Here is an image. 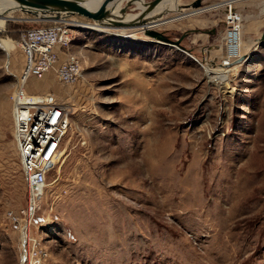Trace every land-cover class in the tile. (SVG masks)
<instances>
[{"label": "rangeland", "instance_id": "374dc122", "mask_svg": "<svg viewBox=\"0 0 264 264\" xmlns=\"http://www.w3.org/2000/svg\"><path fill=\"white\" fill-rule=\"evenodd\" d=\"M224 6L240 13L247 56L225 83L202 66H221ZM224 6L160 13L155 21L167 22L153 28L173 40L186 33L188 53L131 26L99 31L68 17L79 79L49 74L25 87L56 95L71 122L29 210L10 95L22 32L48 20L20 10L0 19V264H264V0Z\"/></svg>", "mask_w": 264, "mask_h": 264}, {"label": "built area", "instance_id": "2783aa9c", "mask_svg": "<svg viewBox=\"0 0 264 264\" xmlns=\"http://www.w3.org/2000/svg\"><path fill=\"white\" fill-rule=\"evenodd\" d=\"M227 29L223 37L222 62L231 65L241 57L239 32L241 16L237 10L224 14ZM68 18L48 20L43 26L25 29L18 42L24 58L13 93L10 95L13 140L25 189L31 206L43 193L46 176L63 155V141L70 127V109L51 92H27L31 79L54 75L65 84L75 83L81 74V58L70 50L71 27ZM228 65V64H227Z\"/></svg>", "mask_w": 264, "mask_h": 264}, {"label": "water", "instance_id": "95a60500", "mask_svg": "<svg viewBox=\"0 0 264 264\" xmlns=\"http://www.w3.org/2000/svg\"><path fill=\"white\" fill-rule=\"evenodd\" d=\"M8 5V12L20 10L23 13L32 15L35 18L28 19H44V20H58L68 18L74 15L85 17L92 21L86 23L93 26L92 29L99 31H106L114 29L123 33L128 29V19L126 15L129 9L139 11L135 6L136 2L146 4L148 11H152L162 0H10ZM123 3V4H122ZM201 5V0H194L190 4H185L181 9L193 8L198 9ZM225 7V6H224ZM234 9V8H233ZM182 11V10H181ZM226 7L224 13L226 12ZM143 12V11H142ZM135 13V12H134ZM167 14V13H166ZM165 14V15H166ZM142 15V14H140ZM164 15L150 16L147 18H139L130 23L131 27L138 29L150 42L165 44L167 46L177 47L182 51L188 53L180 44L184 37L183 34L178 39H170L164 31H158L153 27L157 24L154 22L162 18ZM153 21V22H152ZM160 21V20H159ZM117 32V33H118ZM259 42H264V31L259 38ZM247 58L244 54L239 57L236 62H242Z\"/></svg>", "mask_w": 264, "mask_h": 264}, {"label": "bare ground", "instance_id": "6f19581e", "mask_svg": "<svg viewBox=\"0 0 264 264\" xmlns=\"http://www.w3.org/2000/svg\"><path fill=\"white\" fill-rule=\"evenodd\" d=\"M235 1H237V0H223L221 2L212 4V5L207 6V7H202V8L195 9L192 12H201V11H206V10H210V9H215V8L224 6L226 4H231V3L235 2ZM10 3H11L10 0H0V19L2 21L3 20L6 21L9 18H13L12 15L8 14V5ZM135 6H137L139 8V11L136 12V13L127 14L126 17H125L126 19H128V23H129L128 24V28H130V26H131L130 23L134 22L135 20H138L141 17L147 18V17L153 16L154 14H157V13L160 14L161 12H163L165 14L169 13V12H181L180 14H184L183 16H186L189 13H192V12H186V11H184V9H181L179 7V4L177 3V0H162L155 7V9H153L150 12L148 11L146 4H143L142 2H140V3L136 2ZM226 10H228V9H226ZM140 14H142V15H140ZM154 22L157 24V21H154ZM164 22H167V19L166 20L164 19V21H160V23H158V24H161V23H164ZM89 27L93 28V26H91V25ZM239 44H240V47H241L242 46V41L240 39H239ZM229 64L230 63H228V62H221V64H220L221 66L217 67L216 69L211 68L209 66H206L204 64H202V66L205 69L206 75L208 77L212 78V80L214 79V81H215L217 79V80L225 83L226 80L228 79V72L230 71L227 68L231 67V65H229ZM26 225L27 224L22 226V228H23L22 239H23V241L25 243L27 242V239H28V235H27V233L25 231ZM24 252L26 254V250H24Z\"/></svg>", "mask_w": 264, "mask_h": 264}]
</instances>
